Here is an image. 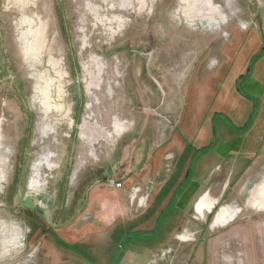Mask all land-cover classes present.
Here are the masks:
<instances>
[{
    "label": "rangeland",
    "instance_id": "374dc122",
    "mask_svg": "<svg viewBox=\"0 0 264 264\" xmlns=\"http://www.w3.org/2000/svg\"><path fill=\"white\" fill-rule=\"evenodd\" d=\"M263 192L264 0H0V264H264Z\"/></svg>",
    "mask_w": 264,
    "mask_h": 264
},
{
    "label": "bare ground",
    "instance_id": "6f19581e",
    "mask_svg": "<svg viewBox=\"0 0 264 264\" xmlns=\"http://www.w3.org/2000/svg\"><path fill=\"white\" fill-rule=\"evenodd\" d=\"M260 192H262V191H260ZM259 192V193H260ZM263 194H264V192H263ZM262 199V198H261ZM257 202V201H256ZM261 203H262V206L264 205V200L263 201H261ZM261 203H259L260 205H261ZM250 205V204H249ZM256 206H258V205H256ZM259 207V206H258ZM256 210V209H255Z\"/></svg>",
    "mask_w": 264,
    "mask_h": 264
}]
</instances>
